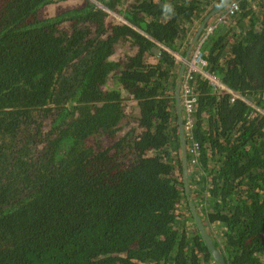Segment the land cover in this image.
Here are the masks:
<instances>
[{
	"label": "trees",
	"instance_id": "trees-1",
	"mask_svg": "<svg viewBox=\"0 0 264 264\" xmlns=\"http://www.w3.org/2000/svg\"><path fill=\"white\" fill-rule=\"evenodd\" d=\"M77 1L0 0V264H264V114L200 73L187 178L222 263L183 182L165 48L184 56L224 0H99L131 26ZM230 22L207 70L264 110V0Z\"/></svg>",
	"mask_w": 264,
	"mask_h": 264
},
{
	"label": "built area",
	"instance_id": "built-area-1",
	"mask_svg": "<svg viewBox=\"0 0 264 264\" xmlns=\"http://www.w3.org/2000/svg\"><path fill=\"white\" fill-rule=\"evenodd\" d=\"M105 11L109 12L115 19L121 20L122 17L119 14H115L112 10L104 8ZM239 9V0H230L224 7H222L217 13L210 15L203 28L201 29L196 42L193 44L189 55L183 58L176 52H172L167 49L176 60L183 64V73L180 81V91H181V109L184 110L183 115L186 116L185 128L188 129L191 119L190 115L195 108L196 96L191 87V82L193 81V76L195 74H201L203 78L207 79L209 84L216 90L217 93L224 92L230 94L229 99L234 101L236 99L242 100L247 104L251 105L255 110L260 111L264 114V110L260 109L253 102L249 101L244 95H241L231 88L224 85L213 73L209 72L205 66L207 65L205 59V53L203 52V42L209 38V36L219 27V26H229L230 21L235 16ZM163 47L162 45H160ZM183 125V124H182ZM184 127V126H183ZM185 139L190 140L189 136H184ZM195 146L196 143H193ZM191 151V150H190Z\"/></svg>",
	"mask_w": 264,
	"mask_h": 264
},
{
	"label": "water",
	"instance_id": "water-1",
	"mask_svg": "<svg viewBox=\"0 0 264 264\" xmlns=\"http://www.w3.org/2000/svg\"><path fill=\"white\" fill-rule=\"evenodd\" d=\"M230 0H224L219 6L216 7V9L211 12L212 14L214 12L219 11L222 7H224ZM211 13L207 14L204 18V20L202 21V23L200 24V26L198 27L196 33L194 34L190 45L187 48L186 51V55H188L192 45L196 42V39L201 31V29L203 28L204 24L206 23V21L208 20V18L210 17ZM181 75H182V68L181 70L178 72V77H177V81H176V100H177V114H178V125H179V138H180V151H181V162H182V168H183V182H184V187H185V193H186V197L188 199V203H189V207H190V212L199 228L200 234L202 236V238L204 239L205 243L208 246V249L210 250L212 256L218 260L220 263H222V258L220 257L219 252L217 251V249H215V247L212 245V239L209 236V233L205 230L204 226H203V222L201 221L200 216L197 213L196 208L194 207L192 200L190 198V194H189V184H188V178H187V155H186V148H185V137L183 134V125H182V116L180 113V96H179V86H180V80H181Z\"/></svg>",
	"mask_w": 264,
	"mask_h": 264
},
{
	"label": "clouds",
	"instance_id": "clouds-1",
	"mask_svg": "<svg viewBox=\"0 0 264 264\" xmlns=\"http://www.w3.org/2000/svg\"><path fill=\"white\" fill-rule=\"evenodd\" d=\"M90 2H92V3H94L95 4V6L96 7H98V8H100V9H102V10H105L104 8H107L106 6H104L99 0H89ZM83 3H84V0H83ZM108 9V8H107ZM108 10H110V9H108ZM115 14H119L121 17H122V19L121 20H118V19H115V17L113 16V18L118 22V23H121V24H125V25H127V26H131V24H130V22H128L119 12H117V10L115 11V10H112ZM107 12V11H106ZM108 14L110 15V16H112L109 12H108ZM211 15H212V13H211ZM204 20V19H203ZM133 29H136V30H138L141 34H143V35H145V36H147L144 32H142L141 30H139V29H137V28H135V27H133ZM198 29V28H197ZM194 36V35H193ZM193 38V37H192ZM192 38H191V40H192ZM198 38V37H197ZM197 40V39H196ZM190 43H191V41H190ZM156 44H158V43H156ZM159 46L161 45V44H158ZM190 45V44H189ZM193 46V45H192ZM155 48V47H154ZM165 48V47H164ZM188 48V47H187ZM166 50H167V48H165ZM191 49H192V47H191ZM191 49H190V51H191ZM157 50V49H156ZM169 50V49H168ZM171 51V50H170ZM186 51H187V49H186ZM190 51H189V53H190ZM169 52V51H168ZM173 52V51H172ZM170 53V52H169ZM177 54H179L180 56H182L183 58H186L188 55H189V53H188V55H186V54H184V56L182 55V54H180V53H178V52H176ZM171 54V53H170ZM176 59V58H175ZM206 59V58H205ZM206 62H207V59H206ZM179 71L181 70V68H182V73H183V64L182 63H180L179 62ZM205 68L207 69V65L205 66ZM181 77H182V75H181ZM181 81V80H180ZM179 96H180V86H179ZM180 106H181V98H180ZM206 230V229H205Z\"/></svg>",
	"mask_w": 264,
	"mask_h": 264
},
{
	"label": "rangeland",
	"instance_id": "rangeland-1",
	"mask_svg": "<svg viewBox=\"0 0 264 264\" xmlns=\"http://www.w3.org/2000/svg\"><path fill=\"white\" fill-rule=\"evenodd\" d=\"M77 2H78V1H77ZM78 3H79V5H81V4L83 3V0L79 1ZM69 5H74V2H73V1H72V2H70V4H69ZM67 6H68V5H67ZM52 10H53V12H55V11L57 10V7H56V5L52 7ZM117 45H119V46L121 47V43H120V42H119V43H117V44L115 45V47H116ZM120 52H121V56L124 54V50H120V51H118V52H115V53H116V55H114V57H117V56H119V55H120ZM211 234H212V233H211Z\"/></svg>",
	"mask_w": 264,
	"mask_h": 264
},
{
	"label": "bare ground",
	"instance_id": "bare-ground-1",
	"mask_svg": "<svg viewBox=\"0 0 264 264\" xmlns=\"http://www.w3.org/2000/svg\"><path fill=\"white\" fill-rule=\"evenodd\" d=\"M219 5H220V4H219ZM219 5H218V6H219ZM215 9H216V8H215ZM215 9H214V10H215ZM214 10H213V11H214ZM213 11H212V12H213ZM217 12H218V11H217ZM217 12H214L213 14H215V13H217Z\"/></svg>",
	"mask_w": 264,
	"mask_h": 264
}]
</instances>
